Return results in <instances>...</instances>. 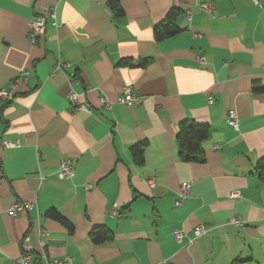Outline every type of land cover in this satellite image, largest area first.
I'll list each match as a JSON object with an SVG mask.
<instances>
[{"label":"crops","instance_id":"obj_1","mask_svg":"<svg viewBox=\"0 0 264 264\" xmlns=\"http://www.w3.org/2000/svg\"><path fill=\"white\" fill-rule=\"evenodd\" d=\"M117 1L120 12L108 0H0V88L29 72L0 100V264L24 239L36 263L264 264V92L252 89L264 85V0ZM51 6L59 26L48 19L32 41L29 20ZM170 10L177 31L156 40ZM124 87L141 101L118 103ZM183 121L208 128L203 161L181 157ZM63 159L70 178L56 175ZM24 201L33 207L7 213ZM199 224L207 231L195 236ZM97 227L110 237L93 242Z\"/></svg>","mask_w":264,"mask_h":264},{"label":"built area","instance_id":"obj_2","mask_svg":"<svg viewBox=\"0 0 264 264\" xmlns=\"http://www.w3.org/2000/svg\"><path fill=\"white\" fill-rule=\"evenodd\" d=\"M253 4H257L258 0H251ZM200 7L204 9L207 12H210L214 9L213 4L211 3H202L200 4ZM188 19H190L189 12L187 13ZM50 19L51 24L55 27L59 26V21L57 19V11L54 6L48 7L45 9L41 14L35 15L32 17L27 25L28 28V36L32 41H35L38 36L42 35L45 31L47 20ZM199 61H204V58L202 56L198 57ZM56 68H67L69 67L68 63L63 62H57L55 64ZM29 78V72L27 70L21 71V73L15 77L11 82L8 88H0V100L3 101H13L15 98L14 91L16 87L23 83H27ZM141 96L134 93L130 87H124L121 91L119 96L117 97V102L131 106L133 104L139 103L141 101ZM68 99L76 105L78 109L87 110L88 108L86 105H84L81 102H78L76 99V94L74 92H69ZM209 101H212V98L209 97ZM101 104L104 107H109L110 104L107 102L104 98H101ZM226 122L228 125H230L235 131L239 130V117L238 113L234 108H230L227 111L226 114ZM3 145L6 147H12L15 145L12 141H3ZM56 175L60 179H66L70 178L73 175V166L69 159H63L58 163V167L56 170ZM45 176H42V179H44ZM150 185H153V182L150 181ZM91 185L87 184L86 188H90ZM191 189V184L189 182H184L180 185L179 191H178V197L174 201V204L180 205L182 201L188 196ZM32 201H24V202H14L9 205L7 208V213L10 215H14L17 212L20 211H27L33 207ZM230 223L234 225H241L242 221L237 218L233 217L230 220ZM207 231V228L203 224H199L194 229L193 233L195 236H199L204 234ZM39 234L42 235L44 230L39 227L38 230ZM173 237L177 242H181L184 236L183 231L181 230H174L173 231ZM72 259L70 256L65 255L59 258H44L42 261L36 263L33 257V254L31 253V246L27 239H24L21 244V252L18 257L15 258L13 261V264H71Z\"/></svg>","mask_w":264,"mask_h":264},{"label":"trees","instance_id":"obj_3","mask_svg":"<svg viewBox=\"0 0 264 264\" xmlns=\"http://www.w3.org/2000/svg\"><path fill=\"white\" fill-rule=\"evenodd\" d=\"M109 6L114 9L116 12H120L121 9L118 6L117 0H108ZM175 15L174 10L166 15V17L155 24L153 28V33L156 40H161L165 37L173 35L177 28L173 23V18ZM144 61H141L142 63ZM253 91L255 92H264V85L252 86ZM208 134V128L205 125L196 124L193 122H181L178 127L177 132V143L179 147V153L185 161H203L204 156L200 146V141L205 138ZM136 154V153H135ZM52 216L61 218V215L55 212H51ZM90 236L93 242L99 243L110 237V234L103 227H97L92 229ZM249 261V260H248ZM236 264V263H233Z\"/></svg>","mask_w":264,"mask_h":264}]
</instances>
